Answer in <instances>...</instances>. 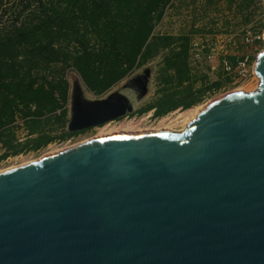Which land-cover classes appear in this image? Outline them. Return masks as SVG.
<instances>
[{"label":"water","instance_id":"95a60500","mask_svg":"<svg viewBox=\"0 0 264 264\" xmlns=\"http://www.w3.org/2000/svg\"><path fill=\"white\" fill-rule=\"evenodd\" d=\"M253 73L256 89L207 102L180 131L0 170V264H264V48ZM70 94V130L132 108L120 93L84 100L77 82Z\"/></svg>","mask_w":264,"mask_h":264},{"label":"rangeland","instance_id":"374dc122","mask_svg":"<svg viewBox=\"0 0 264 264\" xmlns=\"http://www.w3.org/2000/svg\"><path fill=\"white\" fill-rule=\"evenodd\" d=\"M15 2L3 0L0 27L12 24ZM153 34L171 38L109 89L94 92L76 71L66 69L65 102L59 100L60 106L39 120L19 115L0 128V170L99 133L104 125L81 134L69 131L73 79L84 100L120 93L130 102L129 118L110 121L109 126L133 121L144 127L154 126L167 112L177 110L172 113L176 115L227 91L258 84L253 64L264 48V0H172ZM183 49L186 55L178 56ZM238 60L245 62L243 75L237 71Z\"/></svg>","mask_w":264,"mask_h":264},{"label":"trees","instance_id":"16d2710c","mask_svg":"<svg viewBox=\"0 0 264 264\" xmlns=\"http://www.w3.org/2000/svg\"><path fill=\"white\" fill-rule=\"evenodd\" d=\"M171 1L16 0L12 24L0 27V128L19 115L39 120L65 102L66 69L94 92L123 79L168 44L171 37L153 29Z\"/></svg>","mask_w":264,"mask_h":264},{"label":"bare ground","instance_id":"6f19581e","mask_svg":"<svg viewBox=\"0 0 264 264\" xmlns=\"http://www.w3.org/2000/svg\"><path fill=\"white\" fill-rule=\"evenodd\" d=\"M255 78H256V83H258V76H256ZM73 82H76V80L73 79ZM256 87H257V84H256L255 87H239V88H236L234 90L227 91L226 93H223V94H220L218 96H215L214 98H211V99H209L207 101L209 102L211 100H214L216 98H219L221 96H224V95H227V94H230V93H233V92H238V91L249 92V91H252V90L256 89ZM207 101H206V103H207ZM206 103L204 102L202 104H198V105L194 106L192 109H188L187 108L186 110H184V111H182V112H180L179 114H176V115L175 114L173 115L172 113L173 112L175 113V111H177V110H173V111H170V112H168L166 114H163L162 116H164V117H162V116H160L162 118L158 117V119L159 118L160 119L159 120L157 119L158 122H156V124L154 126L150 125L148 127H144V126H140L139 125L140 123L139 124H135V122H133V121L127 122L126 124H122L121 123L118 126L116 124L109 126L110 123H108L107 125H104L99 130L98 134H96L95 136H93L91 138L82 140V141H86V140H89V139H95V138H98V137H103V136H106V135L116 134V133H137V132L152 131V130H164V129L165 130L180 131L181 129H183L186 126V123L189 120H191L192 118H194L196 116L195 112L198 109H200L201 107H203ZM77 143H80V141L76 142L74 144H77ZM74 144H72V145H74ZM72 145H66V146H64L61 149H64V148L72 146ZM61 149H54V150H51V151L47 152L46 154L52 153V152H55V151H59ZM33 160H35V159L24 160L20 164L28 163V162L33 161ZM20 164H18V165H20ZM9 167H13V166H9Z\"/></svg>","mask_w":264,"mask_h":264},{"label":"flooded vegetation","instance_id":"af4514ba","mask_svg":"<svg viewBox=\"0 0 264 264\" xmlns=\"http://www.w3.org/2000/svg\"><path fill=\"white\" fill-rule=\"evenodd\" d=\"M153 111L156 110V108H152ZM131 113V111H128L126 112L124 115H127L128 118H129V114ZM154 112H152L151 114H153ZM134 115L136 116L137 113H134ZM134 116V118H135ZM133 116H131L132 118ZM121 117H118V118H113V119H108V120H105L103 122H100V123H95V124H91L89 126H85V127H82V128H79V129H74V130H69L72 134H81L83 132H88V131H91V130H94V129H97L98 127H101L103 125H107L110 121H119Z\"/></svg>","mask_w":264,"mask_h":264},{"label":"built area","instance_id":"2783aa9c","mask_svg":"<svg viewBox=\"0 0 264 264\" xmlns=\"http://www.w3.org/2000/svg\"><path fill=\"white\" fill-rule=\"evenodd\" d=\"M244 65H245V62L244 61L238 60V62H237V71L239 72L240 75H243L245 73L246 68L244 67ZM127 118H128L127 115H123L121 119L122 120L123 119L126 120Z\"/></svg>","mask_w":264,"mask_h":264}]
</instances>
